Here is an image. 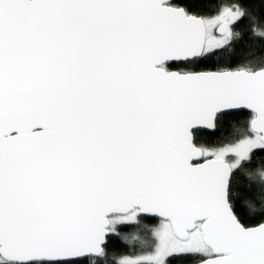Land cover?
Returning <instances> with one entry per match:
<instances>
[{
  "label": "snow or ice",
  "instance_id": "6c2138e0",
  "mask_svg": "<svg viewBox=\"0 0 264 264\" xmlns=\"http://www.w3.org/2000/svg\"><path fill=\"white\" fill-rule=\"evenodd\" d=\"M178 261L264 264V0H0V264Z\"/></svg>",
  "mask_w": 264,
  "mask_h": 264
},
{
  "label": "trees",
  "instance_id": "16d2710c",
  "mask_svg": "<svg viewBox=\"0 0 264 264\" xmlns=\"http://www.w3.org/2000/svg\"><path fill=\"white\" fill-rule=\"evenodd\" d=\"M246 118V114H239L235 117H232L231 119H236V120H243ZM204 139H207V140H211L213 139L212 137H204ZM156 221L155 219L151 220V221H146V223H150V224H154ZM125 231H132L131 229H125ZM120 251H132V248L130 246H126L125 249H121ZM177 264H184V262L182 261H178Z\"/></svg>",
  "mask_w": 264,
  "mask_h": 264
}]
</instances>
